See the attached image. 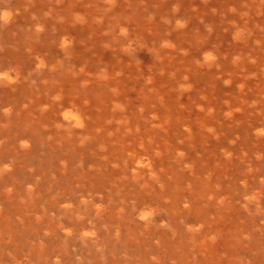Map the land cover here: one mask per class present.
<instances>
[{"label":"bare ground","instance_id":"6f19581e","mask_svg":"<svg viewBox=\"0 0 264 264\" xmlns=\"http://www.w3.org/2000/svg\"><path fill=\"white\" fill-rule=\"evenodd\" d=\"M0 264H264V0H0Z\"/></svg>","mask_w":264,"mask_h":264},{"label":"clouds","instance_id":"9594fccd","mask_svg":"<svg viewBox=\"0 0 264 264\" xmlns=\"http://www.w3.org/2000/svg\"><path fill=\"white\" fill-rule=\"evenodd\" d=\"M4 18L7 19L8 18V13H4ZM7 167V166H6Z\"/></svg>","mask_w":264,"mask_h":264}]
</instances>
